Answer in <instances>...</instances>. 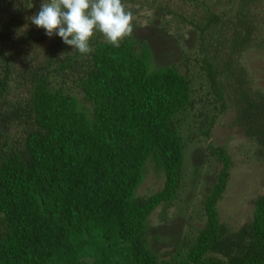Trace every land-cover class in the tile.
Listing matches in <instances>:
<instances>
[{
    "label": "trees",
    "instance_id": "obj_1",
    "mask_svg": "<svg viewBox=\"0 0 264 264\" xmlns=\"http://www.w3.org/2000/svg\"><path fill=\"white\" fill-rule=\"evenodd\" d=\"M181 1L194 12L122 3L133 17L147 8L199 33L195 57H184L198 65L193 77L178 64L156 67L152 47L132 32L117 47L97 31L91 52L80 54L26 28L40 0H0V264H264V195L240 228L221 219L234 165L224 148L211 147L222 169L202 228L171 259L151 246L150 217L177 199L183 179L194 82L213 98L200 111V133L210 137L233 110L264 162V90L242 62L250 50L264 52V0ZM149 162L164 186L141 198Z\"/></svg>",
    "mask_w": 264,
    "mask_h": 264
},
{
    "label": "rangeland",
    "instance_id": "obj_2",
    "mask_svg": "<svg viewBox=\"0 0 264 264\" xmlns=\"http://www.w3.org/2000/svg\"><path fill=\"white\" fill-rule=\"evenodd\" d=\"M159 1L169 3L186 16L195 10L194 5L181 0ZM157 16L147 8L134 16V36L152 47L156 67L178 64L187 75L198 76V65L192 58L195 57L194 46L199 43V33L181 18L167 17V22V19ZM29 24L26 28L34 26L31 17ZM28 42L34 44L35 41ZM25 46L26 50L30 49ZM45 48L46 44L38 50L44 51ZM188 54L192 55L190 61L184 59ZM242 62L253 75L256 85L264 90V52L250 50L243 55ZM200 85L205 84L198 80L194 82L196 109L183 116L186 156L178 197L169 206L159 207L150 217L149 239L162 259H171L176 255L179 244L186 238H192L205 222L203 202L222 169V163L212 153L211 147L226 149L234 164L226 193L219 203L223 222L234 230L240 228L252 219L254 202L264 195V162L257 159L256 146L234 125L233 110L219 115L210 137L200 133V111L212 108L213 100L206 88ZM152 164L149 162L146 178L137 192L138 197H150L164 186V177L154 171Z\"/></svg>",
    "mask_w": 264,
    "mask_h": 264
},
{
    "label": "clouds",
    "instance_id": "obj_3",
    "mask_svg": "<svg viewBox=\"0 0 264 264\" xmlns=\"http://www.w3.org/2000/svg\"><path fill=\"white\" fill-rule=\"evenodd\" d=\"M31 23L49 38L58 36L72 50L88 54L97 31L119 47L122 38L133 30V15L122 0H40Z\"/></svg>",
    "mask_w": 264,
    "mask_h": 264
}]
</instances>
